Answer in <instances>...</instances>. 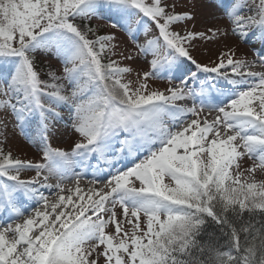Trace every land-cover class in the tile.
<instances>
[{
    "label": "snow or ice",
    "instance_id": "snow-or-ice-1",
    "mask_svg": "<svg viewBox=\"0 0 264 264\" xmlns=\"http://www.w3.org/2000/svg\"><path fill=\"white\" fill-rule=\"evenodd\" d=\"M105 7L117 16L111 27L134 42L141 31L150 37L137 43L151 60L136 88L124 82L132 68L110 59L116 37L84 23ZM221 10L235 35L247 38L255 28L264 41V0H232ZM194 18L166 0H0V114L10 112L21 130L37 121L44 161L21 160L0 146V216L10 214L0 224V264H264V180L254 176L264 170V71H252L232 50L215 66L198 63L192 42L216 31L176 30ZM52 50L63 58L64 74L45 80L36 56ZM186 61L216 75L199 81V92L188 86L197 72L167 95L148 89L150 78ZM227 68L233 76L221 71ZM187 99H199V108L176 104ZM205 107L217 113L211 121L199 118ZM63 108L81 137L70 150L49 142ZM189 116L197 118L186 123ZM4 128L0 120V137ZM245 155L254 161L246 177L238 163ZM92 156L108 166L104 187L91 195L69 189L50 205L41 189L62 193L69 180L78 186L72 166ZM128 157L131 167L112 171ZM26 169L36 177L21 179ZM51 177L58 182L48 183ZM21 197L35 202L31 215ZM210 223L223 242L208 233Z\"/></svg>",
    "mask_w": 264,
    "mask_h": 264
},
{
    "label": "rangeland",
    "instance_id": "rangeland-1",
    "mask_svg": "<svg viewBox=\"0 0 264 264\" xmlns=\"http://www.w3.org/2000/svg\"><path fill=\"white\" fill-rule=\"evenodd\" d=\"M166 2L169 5H175L176 12L189 11L194 14L195 18L193 20L176 26L177 31H181L182 33L184 31L207 32L209 29L216 31V35L212 39L197 38L192 42L190 52L198 63L208 65L209 67L215 66L220 55L223 53L227 56L229 50L234 51V59H243L250 64H255L257 61L256 59L264 55V46H260V42L262 41L260 39V33L257 31L253 32L252 29L247 38H241L232 32L231 22L225 17L221 10L226 5L230 6L232 0H166ZM245 11L247 14L252 15L255 9L253 8L251 11L246 9ZM111 15L101 9L91 20L98 24H109L110 21L117 19L113 11H111ZM109 16H111V19H108ZM225 30H227L226 35L224 34ZM105 33L116 37L112 42L117 45L115 48L116 54L111 56L110 59L118 61L119 65L122 67H130L133 70L131 73L125 75L124 82L132 81L131 86L133 88L138 87L137 73H139L140 78H142L143 73L150 70L149 61L151 60V56L145 57L144 54L139 51L137 43L143 44L145 40L150 37H146L141 31L137 33V40L134 42L129 33L121 28H113L111 25L109 29H106ZM209 35H211V33H209ZM39 53L41 54L39 57L42 56L40 57L42 58L41 60L49 64L51 72L63 76V69L65 67L64 60L62 57L57 56L55 50L48 52L41 51ZM193 68L197 70L194 66ZM191 70L190 68L189 71ZM139 82H143L142 79ZM146 83L150 91L158 90L164 93L167 92L169 88H172L173 85L172 82L168 81L167 75L164 74H161L160 77L150 78ZM60 111L64 118L56 122L55 127L49 132V142L53 147L70 150L74 143L78 142L81 137L73 130L72 124L69 122L68 109L63 108ZM0 120L6 123V128L3 129L5 135L1 137L0 142L5 151H11L15 157L24 161H31L34 164L42 163L43 152L41 151L42 144L40 143V137L37 136L36 139L33 140L35 142H32L33 147H31L27 145L26 141L18 134L15 120L10 112L0 114ZM240 150L243 151V149ZM238 163L240 165L239 171L244 173V177L250 175L246 170L253 166L254 161L245 155ZM32 170L26 169L22 171L20 173L21 179H28L35 176L36 171L34 169L35 172H31ZM236 171L237 169H232L233 175H235ZM254 176L257 182L264 180V170L257 169ZM244 177H241V179H244ZM165 183H172V181H170L168 177H165ZM100 264H103V258H101Z\"/></svg>",
    "mask_w": 264,
    "mask_h": 264
},
{
    "label": "bare ground",
    "instance_id": "bare-ground-1",
    "mask_svg": "<svg viewBox=\"0 0 264 264\" xmlns=\"http://www.w3.org/2000/svg\"><path fill=\"white\" fill-rule=\"evenodd\" d=\"M256 63L252 64L253 67L251 68L252 71H264V62L261 61L260 56L256 59ZM223 71H227L228 73L231 72V69L227 70H223ZM213 77V76H212ZM211 77V79H212ZM209 77L206 76L205 73L202 74V78L199 79L196 82H191V84L189 85L190 88L194 87L195 89L199 88V81H203L205 79H208ZM215 82V81H213ZM167 95V94H166ZM223 100V99H222ZM221 100V101H222ZM195 103V105L199 108L200 103L198 101H193L190 102L188 105L184 106L185 108H190L193 106V104ZM220 103V102H218ZM217 115V113L215 111H210V109L208 107L204 108V111L200 113L199 118L201 119V121H203L205 118H207L209 121H211L215 116ZM197 117L194 116H189L186 118V123H190L191 119H196ZM133 157H128L126 159H124L123 161H121L120 164L115 165L112 168V171H115V168L119 167L122 169H125L127 167H131L133 165ZM78 167H82L81 173H78ZM102 168L105 171L104 172H99L96 171L97 168ZM107 165H105L102 161H99L95 156H92L87 162H85L84 164H79V163H75L72 166V172L70 173V175H79L80 176V183L77 186L74 180H69V181H65L64 182V192H59L58 189H41V191L43 192V194L48 198L49 204H53L55 203L60 195H63L65 197H67L68 195L71 194V192H69V189H72V191H75L77 187H79V189L81 190V195H91L93 194L97 189L99 188H103L104 187V183H106V177H107ZM96 173L95 176L93 175V173ZM44 175H47V172L44 173ZM99 178L100 179V183L98 184H93L91 183V181H93L94 179ZM58 182V178L57 177H51L50 180L48 181V183L51 184H56ZM105 191H107V189H105ZM74 200L77 199V197H73ZM21 200L23 202V206L28 208V211L25 213V215H31L35 209V207H37L35 205L34 201H29V200H24L23 197H21ZM63 207V206H61ZM41 211H44L45 209L41 208ZM48 211H51V208L47 209ZM60 208H57V213L60 211ZM118 213L120 212V209L117 208ZM5 214L3 216H0V221H2V218L5 216V219L7 220L8 218L6 217ZM10 215V214H9ZM5 220V221H6ZM10 222H15V221H10ZM111 230V227L110 229ZM11 238V236H10Z\"/></svg>",
    "mask_w": 264,
    "mask_h": 264
},
{
    "label": "trees",
    "instance_id": "trees-1",
    "mask_svg": "<svg viewBox=\"0 0 264 264\" xmlns=\"http://www.w3.org/2000/svg\"><path fill=\"white\" fill-rule=\"evenodd\" d=\"M102 11L107 12L109 15H111V11H109V9L107 7L103 8ZM111 16H109L108 19H111ZM84 23L90 24L92 27L96 28L97 29V33L100 34V35H107L105 33L106 29L107 28L109 29V26L111 25L110 22H109V24L108 23H106V24H101V23L98 24V23L92 22L91 19L84 21ZM39 55H41V54L39 53L36 56L37 70L40 71L41 77L43 79L49 80L50 79L49 73L51 72L50 71L51 68L49 67V64H46L43 60H41L42 58H40V57H42V56L39 57ZM186 65H188L187 61L182 65L180 70L174 71V72H170V75H172V76H181V75H183V74H181L182 73L181 69H183V66H186ZM12 117H13V115H12ZM13 119H14V117H13ZM15 125L17 127L16 130H17L18 134L22 137V139L24 141H26L27 145L33 147L32 146L33 140L36 139L37 136H39V128H38L37 121L35 119H33L32 123H30L28 125H25L23 130H21L20 126L16 123V121H15ZM25 133H27V135ZM29 136L32 137L31 140L28 138ZM0 142H1V137H0ZM1 145L2 144H0V146ZM207 231H208L209 234H215L216 238L219 239L221 242H223V238L221 237L220 228H219L218 225H216L215 223H210L209 226H208V230ZM208 238H209L208 235H205L204 237H202L203 240H208Z\"/></svg>",
    "mask_w": 264,
    "mask_h": 264
}]
</instances>
